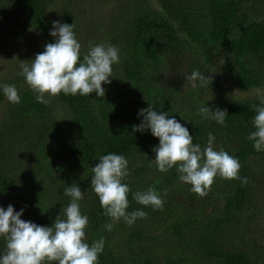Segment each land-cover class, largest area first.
<instances>
[{
	"label": "trees",
	"instance_id": "16d2710c",
	"mask_svg": "<svg viewBox=\"0 0 264 264\" xmlns=\"http://www.w3.org/2000/svg\"><path fill=\"white\" fill-rule=\"evenodd\" d=\"M53 21L75 24L81 60L90 44L119 49L104 97L61 93L36 101L20 65L55 42ZM0 36L11 64L5 70L1 63L0 85H15L20 95L10 103L0 88V207L11 204L23 209L22 220L51 227L71 202L65 188L76 185L89 218L86 242L105 241L98 264H264V151L247 139L255 131L252 105H264L217 91L221 75L239 91L264 89V0H0ZM195 70L212 77L209 86L186 83ZM149 105L187 127L202 147L213 133L217 150L238 158L248 183L217 176L201 198L175 166L159 172V139L150 130L133 132ZM201 106L226 109L225 125L198 115ZM110 153L128 160L127 211L147 218L106 231L110 218L90 186L92 167ZM149 187L162 196L163 210L133 199ZM5 247L0 238V256Z\"/></svg>",
	"mask_w": 264,
	"mask_h": 264
},
{
	"label": "clouds",
	"instance_id": "9594fccd",
	"mask_svg": "<svg viewBox=\"0 0 264 264\" xmlns=\"http://www.w3.org/2000/svg\"><path fill=\"white\" fill-rule=\"evenodd\" d=\"M75 24H61L53 21L50 35L54 43H48L42 53L35 55L30 64L20 65V74L30 89L37 93L36 101L47 104L50 97L65 95L89 96L95 92L97 97L105 96L103 84H110L113 65L120 62L119 49L111 44L89 45L81 60V44L75 32ZM186 83L192 89L209 86V79L199 70L185 75ZM199 82V84L197 83ZM4 96L10 103H20V95L15 85L2 84ZM264 105V92L254 90ZM146 99V98H145ZM257 113L252 121L255 131L247 139L253 142L257 152L264 151V106L252 105ZM197 114L205 119L225 125L227 110L201 106ZM143 117L139 125L133 126V132L150 130L159 139V145L153 148L155 164L161 173L168 172L174 166L182 183L191 185L190 191L203 198L208 195L217 176L225 180H241L248 183L247 177L241 178V164L238 158L231 156L222 147L217 150L216 137L209 132L207 143L203 147L193 143V136L187 127L168 113H158L149 105L141 109ZM91 189L99 198L104 214L110 222L104 225L111 231L115 224L123 221L132 227L138 219H146L142 210L128 212V194L130 188L123 181L130 175L128 160L123 155L107 154L99 156V163L91 169ZM64 195L71 198L64 209V218L58 215L51 227L40 226L20 217L23 209L17 212L10 204L5 210L0 207V238L5 241V252L0 256V264H98V257L104 250V238L86 242V229L89 218L81 212L80 201L84 191L79 186L66 187ZM133 199L153 210H163L164 200L153 187L132 194ZM164 195H167L165 191ZM44 212V211H42Z\"/></svg>",
	"mask_w": 264,
	"mask_h": 264
},
{
	"label": "rangeland",
	"instance_id": "374dc122",
	"mask_svg": "<svg viewBox=\"0 0 264 264\" xmlns=\"http://www.w3.org/2000/svg\"><path fill=\"white\" fill-rule=\"evenodd\" d=\"M98 7H100V6H98ZM102 9H105V7ZM8 26H11V24ZM6 50H8V47L6 46L5 39L2 36H0V67H1V63H3L4 69L9 70L10 66H11V64L9 63L10 58L9 57L7 58L6 56H4V57L2 56V55H4L3 53ZM212 77L217 79L216 72L213 69H212ZM217 91H220V98H227L229 95L231 97H235V98H244V97L260 98L259 96H257V94L255 93L254 90H252V91L236 90L234 87H232L227 82L226 78L222 75L220 76V81H219V86H217ZM262 92H264V89H262ZM258 198L261 199L262 201H264V193L262 195H260ZM263 204H264V202H263Z\"/></svg>",
	"mask_w": 264,
	"mask_h": 264
}]
</instances>
